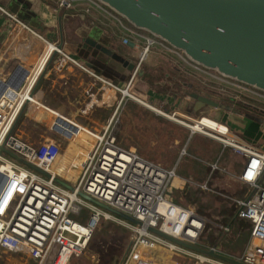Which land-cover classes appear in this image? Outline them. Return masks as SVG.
I'll use <instances>...</instances> for the list:
<instances>
[{
  "label": "built area",
  "instance_id": "1",
  "mask_svg": "<svg viewBox=\"0 0 264 264\" xmlns=\"http://www.w3.org/2000/svg\"><path fill=\"white\" fill-rule=\"evenodd\" d=\"M80 1L90 3L116 21L125 36L121 39L124 46H129L134 41L141 43V55L131 79H134L146 55L158 51L161 55L165 54L163 56H177L182 61L174 58L176 62L189 68V73H198L214 82L229 83L240 94H248L256 99L261 97L264 101V94L197 66L164 42L129 26L95 0H60L58 5L70 9L75 2ZM0 11L22 29L35 35L43 44L37 65L22 89L16 93L6 92L0 97V145L7 139L4 146L6 149L44 173L0 154V174L3 176L0 180L1 192L9 190L8 193L14 194L6 210L0 206V250L26 253L36 264H69L75 256L86 250L100 222L110 221L131 233L122 264H157L153 251L158 247L190 258L197 264H226L178 246L149 231L155 229L173 239L196 244L204 220L192 210L183 208L168 198L171 181L175 178L174 171H165L136 152L127 151L116 144L113 127L118 122V117L112 118L110 125L102 132L94 133L55 115L51 128L59 130L53 132L61 139L75 143L77 140L74 141V137L78 138L80 133L86 137L83 141L87 147L86 152L78 151L68 163L63 162L65 160L61 157L62 149L57 141L49 140L32 146L22 143L12 133L8 137L25 103L33 102L32 87L51 55H59L68 63L80 69L85 68L67 56L57 45L36 34L15 15L2 7ZM98 78L120 94L118 107L125 99L133 100L130 88L132 80L125 89H121L108 80ZM134 101L162 114L138 99ZM189 121L183 123L193 127L200 124L202 118L197 121L190 118ZM215 124L220 125L216 122ZM224 130L223 133L217 131V135H213L206 132V127H200L201 133L222 141L245 158L244 166L235 178L249 187L250 194L234 203L237 207V219L250 221L251 232L243 253L235 259L243 264H264V184L261 181L264 173V153L249 144L223 139L220 136H227L228 133L226 127ZM59 158L61 161H58ZM59 163L63 166L60 173H56L52 167ZM209 167L211 173L218 170L217 164ZM67 168L68 171L78 173L73 176L74 179H71L70 172L67 174ZM57 179L68 184L72 190L60 185ZM199 187L208 190L206 184ZM80 193L135 219L139 225L89 203L79 196Z\"/></svg>",
  "mask_w": 264,
  "mask_h": 264
},
{
  "label": "crops",
  "instance_id": "2",
  "mask_svg": "<svg viewBox=\"0 0 264 264\" xmlns=\"http://www.w3.org/2000/svg\"><path fill=\"white\" fill-rule=\"evenodd\" d=\"M59 1L0 0V7L10 14H12L11 12L19 14L24 20L23 23L36 34L57 45L67 56L85 68L80 69L59 55H51L44 67L41 68L32 87L33 102H27L23 106L25 109L12 131L13 136L22 143L32 146L39 144L35 143L36 140H41V142L57 141L62 149L61 157L68 160L75 152H78L77 145L65 143L66 141L64 142L60 137L62 141L55 137L56 134L51 129L55 115L80 126L81 129L84 128L94 133L102 132L107 125H110L112 118L118 117V122L113 127L116 142H120L128 148H135V144L128 140L131 138L138 140L139 137V145L143 146L140 149L135 148V150L138 149L139 156L165 171H174L175 178L171 181L170 191L175 188L174 183L178 182L182 187H196L197 190L211 193L218 188H223L228 191L229 197L235 195L239 199L246 198L250 194V190L246 194L248 186L235 178L244 166V157L222 141L203 133L190 131L186 127L189 131L187 138L190 139L191 149L184 155L193 160L194 170L193 175L188 177L183 175V171L178 174L176 164L178 161L181 162V158H184L181 157L184 155H180L178 152L179 141L176 142L178 144L176 146L174 144L170 147L169 145L155 146V150H152L153 146L147 145L146 137L142 134L138 137L132 135L136 125L140 126L143 123L145 126L151 122L147 111H153L141 103L138 104L127 99L118 107L120 94L102 83L98 77L112 82L121 89H125L131 80V86L138 81L140 89L138 98L141 99V102L150 105L168 117L157 113L159 116L168 120L173 115L182 122H190V118L192 119L194 116L210 119L227 128V136H220L223 139L234 143L249 144L264 153V110L259 108L260 100L247 94L244 96L252 100L251 103L236 99H234L235 101L216 100L221 106L226 107L225 111L220 109L215 112V110L205 107L196 112H189L193 108V101L185 96V92H192L193 84L184 82L181 85L179 82L182 80L181 78L188 79L189 72L185 75L180 74V67L176 60L163 56L158 51H152L146 55L144 65L140 64L134 79H131L132 72L129 73L121 65L112 62L110 65L112 64L113 67H111L112 65L108 66L109 64L99 63L98 65L103 69L96 67V70L101 75L95 74V58L88 54L85 56L82 54L87 49L90 50V53L92 52L85 43L86 40L108 44L115 53L135 66L141 55V43L134 41L131 42V45L124 46L121 39L125 36L116 21L95 9V6L90 3L75 2L72 8L66 9L59 7ZM42 49L43 44L35 35L22 29L0 11V97L3 96L1 92L5 89V93H16L22 89L33 73ZM147 58H149V62L145 63ZM103 60L105 59L103 58ZM176 84L180 85V90L174 88ZM199 94L205 96L201 92ZM262 102L264 103L263 100ZM133 104L136 108H133ZM31 128L39 129L40 132L31 135ZM82 139L83 134L81 133L78 138L74 137V141L78 140L81 143L84 141ZM63 143H65L64 146ZM225 154V159H223ZM212 164H217L218 170L216 171L222 172L223 168L222 178L210 175L209 166ZM219 164L222 168H219ZM262 182L264 184V173ZM203 184L207 185L208 190L199 187ZM209 189L213 191H209ZM5 196L8 198L10 194L6 193ZM222 212L227 214L225 210ZM236 214L237 207L230 215L231 218L234 219ZM236 219L233 220V223ZM156 251L157 248L153 251V258L157 263ZM222 253L236 258L231 253Z\"/></svg>",
  "mask_w": 264,
  "mask_h": 264
},
{
  "label": "water",
  "instance_id": "3",
  "mask_svg": "<svg viewBox=\"0 0 264 264\" xmlns=\"http://www.w3.org/2000/svg\"><path fill=\"white\" fill-rule=\"evenodd\" d=\"M95 1L105 6L134 29L145 32L179 51L187 60L197 66L264 94V0ZM11 13L20 21H24L19 14ZM85 43L92 52L90 53L89 49L81 52L84 56L88 54L95 58V74H100L96 67L103 69L98 65L99 63L111 66V62L121 65L129 73L134 71L135 65L115 53L108 44L90 40H86ZM5 91L6 89L1 92V95ZM185 96L193 101V108L189 112H196L205 107L215 110V112L220 109L226 110V107L221 106L218 101L199 93L185 92ZM24 109L25 107L21 109L8 137ZM51 129L59 131L57 128ZM6 140L0 145V154H5L18 162L22 161L23 165L44 174L31 164L21 160L16 153L6 149L4 147ZM2 178L3 176L0 174V180ZM56 181L63 187L72 190L65 182L59 179ZM79 196L134 225H139L135 219L102 202L82 193ZM235 218L237 217L235 216ZM227 230L228 228L224 229V233ZM149 231L197 254L226 264H243L232 257L218 253L214 248L205 249L197 244L185 243L168 237L155 229H149Z\"/></svg>",
  "mask_w": 264,
  "mask_h": 264
},
{
  "label": "rangeland",
  "instance_id": "4",
  "mask_svg": "<svg viewBox=\"0 0 264 264\" xmlns=\"http://www.w3.org/2000/svg\"><path fill=\"white\" fill-rule=\"evenodd\" d=\"M170 55H172V57H174L175 59L182 61L174 54ZM148 62L149 58H147L145 63ZM179 67L181 68L179 72L182 75H185L187 74V71H190L187 70L189 68L186 69L182 63H179ZM182 67L187 71L185 69H182ZM173 72L175 73V71ZM176 72L179 73L178 71ZM188 74L190 75H188V79L181 78L182 80H180L179 82H182V84L184 82L192 83L194 88L192 92L205 93L207 96L212 97L211 99L218 101L219 99H222L224 97L234 98L238 101L246 103H251L252 101L247 96H244L247 94H239V92L235 90L234 87H231L229 83L225 84L223 82H214L212 80H209L208 77H204L195 72H191ZM211 75L215 76L213 74ZM174 88L176 90H180V85L176 84ZM138 93H140V89L138 88L137 81L135 85L133 84L131 87V95L133 97V100H131L132 102H136L134 101L135 99L141 101V99L138 98ZM219 93H221V96L219 95L220 98L215 99L214 96ZM222 100L225 101L227 99ZM259 100V108L261 110H264V103L262 102L263 99L260 97ZM134 107L136 108V106L133 104V108ZM147 116L150 117L151 122L145 126L143 125V123L140 126L136 125L132 135L138 137V135L141 136L142 134V136L146 137L147 145L153 146V148H151L152 150H155V146L161 147L169 145L170 147V145L174 144V146H176L179 144L178 152L180 155H184L185 153H188L190 151V139L187 138L189 135V131L182 125L188 124L183 123L176 117H170L167 120L166 118L159 116V114H157L156 112L147 111ZM200 118L201 117L198 116L192 117V119L196 121ZM145 128L147 129L145 130ZM31 132V135H36L40 132V130L31 128ZM55 137L59 138V136L57 135H55ZM83 139L85 140L86 137L83 136ZM155 141L157 142L155 143ZM177 141H179L178 144H176ZM40 142L41 140L35 141L36 144ZM128 142L134 143L135 148L140 149V147H143L139 145V137L138 140L135 138H131L130 140H128ZM65 143H63V146ZM192 143L194 144V141ZM74 144L77 145V151H79V149L81 148L80 150L82 152H86L87 147L81 145V141L77 140L75 143H73V145ZM116 144L123 149L126 148L125 150L127 151L136 152L139 155L138 149L135 150V148L125 147V145H122L120 142H116ZM182 152H184V154H182ZM76 153L77 152H75L74 154ZM225 156L226 154L223 155V159H225ZM181 157L184 158H181V162L178 161L176 164L177 173L180 174V171H183V175L185 177L193 175V160L188 156L185 157V155ZM59 159L60 160L58 161H61V158ZM69 159L63 162L68 163ZM19 163H22V161ZM62 166L63 164L59 163L58 165L53 166L52 169L54 172L58 171V173H60ZM219 168H222L221 164H219ZM221 171L224 172L223 168L221 169ZM69 172L72 176L71 179H74V177L78 174L76 171H68L67 168V174H69ZM222 172L216 171L211 174V172L209 171L210 175H217L221 178L223 174ZM174 186L175 188L168 193V198L181 207L187 209L189 208V210H192L194 213H197L198 216L204 219V226L196 244L207 249L214 248L217 250V252L220 253H231L232 255L236 256V258H239L248 243L251 232V223L248 220L236 219L233 224L231 223L233 221V218H231L230 215L236 209L234 201L240 199L235 195L233 197H229L227 195L228 191L223 188H218L214 191L212 189H209V191H213V193H211L197 190L198 188L196 187H194L196 189L192 187L188 188V186L182 187V185H180L178 182H175ZM246 189L245 191L247 194L249 193L250 189L248 187H246ZM224 210L227 211V214H223L222 211ZM71 217L75 220L77 219V217ZM226 228H228V230L224 233V229ZM130 234L131 233L127 229H124L119 225H116L110 221H101L95 229L86 250L80 255L75 256L69 262V264H122L126 257V251L129 246ZM155 255L157 263L160 264H197L196 261L190 258L164 250L162 248H157ZM0 264H36V261L28 257V255L23 252L11 253L8 251L0 250Z\"/></svg>",
  "mask_w": 264,
  "mask_h": 264
},
{
  "label": "bare ground",
  "instance_id": "5",
  "mask_svg": "<svg viewBox=\"0 0 264 264\" xmlns=\"http://www.w3.org/2000/svg\"><path fill=\"white\" fill-rule=\"evenodd\" d=\"M180 84L182 85L181 82H180ZM182 125H184V124H182ZM184 126L187 127L188 129H190L191 131L196 132V133H201V131H200L201 126L206 127L207 132L215 133L216 135H217V131H220L221 133H223L225 131L224 127H222L221 125H216L214 121L207 119V118H202V122L196 126H193V127H190L187 125H184ZM81 145L85 146L86 144L84 142H82ZM1 191H2V186L0 185V197L2 195V198H0L1 199L0 206L4 207V209L6 210L9 206L10 201L13 198L14 194L9 193L10 196H12L10 199V196L8 198H7V196H5L6 193L8 194L9 190L5 191L4 193ZM4 196H5V198H4Z\"/></svg>",
  "mask_w": 264,
  "mask_h": 264
},
{
  "label": "flooded vegetation",
  "instance_id": "6",
  "mask_svg": "<svg viewBox=\"0 0 264 264\" xmlns=\"http://www.w3.org/2000/svg\"><path fill=\"white\" fill-rule=\"evenodd\" d=\"M203 94L205 95V97H207V98H209V99L212 98V97H210V96H207L205 93H203ZM219 95L221 96V93H219V94H217L216 96H214V98H215V99L220 98ZM222 99H227L228 101H232V100L235 101L234 98H229V97H228V98L224 97V98H222ZM222 99H219V100H222Z\"/></svg>",
  "mask_w": 264,
  "mask_h": 264
},
{
  "label": "trees",
  "instance_id": "7",
  "mask_svg": "<svg viewBox=\"0 0 264 264\" xmlns=\"http://www.w3.org/2000/svg\"><path fill=\"white\" fill-rule=\"evenodd\" d=\"M125 22V21H124ZM126 23V22H125ZM127 24V23H126ZM130 26V25H129ZM129 243H130V239H129Z\"/></svg>",
  "mask_w": 264,
  "mask_h": 264
}]
</instances>
